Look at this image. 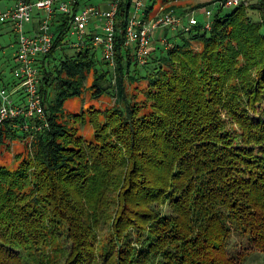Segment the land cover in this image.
I'll use <instances>...</instances> for the list:
<instances>
[{
    "label": "trees",
    "instance_id": "trees-1",
    "mask_svg": "<svg viewBox=\"0 0 264 264\" xmlns=\"http://www.w3.org/2000/svg\"><path fill=\"white\" fill-rule=\"evenodd\" d=\"M176 1L147 0L146 18L179 11ZM132 2L116 16V79L89 45L62 56L66 21L57 25L42 60L48 127L31 131L16 168L0 165V264H240L227 250L234 232L264 249V0L216 6L210 29L202 19L158 29L171 46L153 37L142 68L125 45ZM91 72L93 94L107 82L119 92L117 105L91 110L87 142L68 123L85 113L64 103ZM126 77L147 83L142 101L129 100ZM15 81L3 86L18 100ZM15 121L0 139L30 134Z\"/></svg>",
    "mask_w": 264,
    "mask_h": 264
},
{
    "label": "built area",
    "instance_id": "built-area-1",
    "mask_svg": "<svg viewBox=\"0 0 264 264\" xmlns=\"http://www.w3.org/2000/svg\"><path fill=\"white\" fill-rule=\"evenodd\" d=\"M251 0H225L217 5L237 7ZM122 0H16L0 11V22L8 24L15 34L14 66L12 73L21 86L18 100L6 87L0 86V126L15 121L13 126L23 132L48 127L46 105L41 96L42 60L52 50L57 37V25L66 21L64 43L75 50L89 45L101 47L103 58L114 68L116 16ZM147 0H133L124 31L125 45L138 62L145 64L153 52L152 40L158 29L172 32L188 30L198 23L196 12L204 13L206 28H210L211 8L192 10L184 14L166 11L161 6L154 16L146 18ZM216 5V4H215ZM92 37L89 40V35ZM163 42L168 46L165 39ZM19 120V121H17Z\"/></svg>",
    "mask_w": 264,
    "mask_h": 264
},
{
    "label": "rangeland",
    "instance_id": "rangeland-1",
    "mask_svg": "<svg viewBox=\"0 0 264 264\" xmlns=\"http://www.w3.org/2000/svg\"><path fill=\"white\" fill-rule=\"evenodd\" d=\"M93 2H98L100 0H89ZM213 0H180L176 1L174 3H170L172 7H176V10H179L175 13H186L190 12L192 10H198V9H204V8H211L215 9L217 3L221 0L213 1L212 4H210L207 7H196L198 4H205L208 2H211ZM254 0H251L249 5ZM16 3V0H2L0 2V11L5 10L10 5H14ZM216 4V5H215ZM169 5V6H170ZM249 5H244L245 7H248ZM164 10H166L167 6H162ZM160 12L163 10L159 8ZM226 10H231V8H227ZM170 11V10H168ZM173 11V10H172ZM180 15V14H179ZM195 15L198 17V19L204 20V13L203 12H196ZM211 27V25H210ZM210 29V28H208ZM158 33V34H157ZM157 38L156 35L154 37L155 44L157 43V46L159 43H164L163 39L164 36L160 35V32H157ZM172 35V34H171ZM16 41L15 34L10 30V26L8 24H4L0 22V86H3V83L5 85H8L15 81L14 75L12 73L13 66H14V46ZM165 44V43H164ZM169 47V46H168ZM97 57L100 59V63H98V67L104 69H113V78L116 79L115 75V66L110 67L107 63V61L103 58L102 55V49L101 47L97 50H93ZM75 53V49L73 48H66L64 53H62V56L67 55H73ZM153 53V52H152ZM150 60V58L148 59ZM115 61V58H114ZM136 62L139 66L144 65L143 63ZM146 64V63H145ZM115 65V64H114ZM115 69V71H114ZM94 74L89 73L88 78L84 84L83 90H81L82 95H75L71 96L66 99L64 103V111H66L69 114H75V113H82L84 112L86 115V121L82 122L79 121V119L70 118L68 121L69 125L75 126L78 130L79 135L84 137V139L87 142H94L95 139V132L94 128L89 122L90 112L91 110H98L103 113L106 109L117 105V97H118V89L115 84L108 86V82L102 86L104 91L103 94L100 96H97L96 94H93V88L91 86L93 85V82L95 80ZM17 82L15 81V84ZM147 83L145 81H134L131 82V80L126 77V93L128 94L129 100H133L132 96H135L138 101H142L145 98L144 89H146ZM19 90L21 89L20 85L11 86V90ZM115 94V95H114ZM15 95H19V92H15ZM120 105H122V102H120ZM148 108L144 107L142 112L146 111ZM102 113L98 112V117L101 120H104V116ZM3 126V125H2ZM1 127V126H0ZM15 129H18L17 127L12 126ZM23 131L20 130L19 133H22ZM35 135L29 134L26 138L18 136L17 138H7L3 137L0 139V165L7 167L8 169H14L16 168L21 160L30 152L32 149V142L34 140ZM228 253L230 256L235 257L238 259L240 264H264V249L256 248L250 245L248 242V237L245 235H242L238 232H234L232 234V238L228 244ZM61 260V258H60Z\"/></svg>",
    "mask_w": 264,
    "mask_h": 264
},
{
    "label": "crops",
    "instance_id": "crops-1",
    "mask_svg": "<svg viewBox=\"0 0 264 264\" xmlns=\"http://www.w3.org/2000/svg\"><path fill=\"white\" fill-rule=\"evenodd\" d=\"M12 6H13V5H10L9 7H12ZM9 7H8V8H9ZM6 9H7V8H6ZM12 47L15 48V44H14V46H12ZM15 49H16V48H15ZM75 51H77V50H75ZM14 53H15V51H14Z\"/></svg>",
    "mask_w": 264,
    "mask_h": 264
}]
</instances>
